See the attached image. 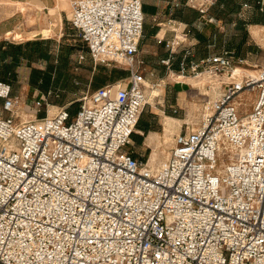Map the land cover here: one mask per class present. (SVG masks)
I'll use <instances>...</instances> for the list:
<instances>
[{
	"label": "built area",
	"instance_id": "1",
	"mask_svg": "<svg viewBox=\"0 0 264 264\" xmlns=\"http://www.w3.org/2000/svg\"><path fill=\"white\" fill-rule=\"evenodd\" d=\"M70 2L91 60L129 74L81 95L75 114L29 119L0 80V264H264V65L239 75L245 59L229 51L186 54L178 75L228 80L152 166L126 150L148 103L142 0ZM214 2L190 1L203 15Z\"/></svg>",
	"mask_w": 264,
	"mask_h": 264
},
{
	"label": "crops",
	"instance_id": "2",
	"mask_svg": "<svg viewBox=\"0 0 264 264\" xmlns=\"http://www.w3.org/2000/svg\"><path fill=\"white\" fill-rule=\"evenodd\" d=\"M70 1L8 0V15H5L6 8L0 7V42H4L3 48L7 49L8 44H23L24 57L18 65H13L3 73L2 81L12 85L14 94H17L16 85L20 83L31 85V89L37 94H44L63 85L73 87L74 84H81L80 81L83 85L89 82V77L84 74L89 55L78 31L71 25ZM190 1L142 0L145 25L137 58L146 82L164 81L169 75L177 74L179 63L186 53L189 54V61H198L224 51H236L238 48L247 53L253 50L248 39V27L264 25V14L258 11L264 0H238L240 7L234 12H229L228 7L222 3L226 0H221L212 5L204 15L191 5ZM250 3L254 6L251 7ZM19 4L25 6V11H21ZM254 17H262L263 20L257 22ZM209 18L213 20L210 21ZM47 28H51L53 32L56 29L60 37L66 33L75 43L62 44L60 39H57L59 43H56L54 49L51 48L53 41L42 34ZM10 35L22 39L17 40ZM78 42L83 43L86 51L79 49ZM169 43L171 45H168ZM36 44H39L41 54L32 52ZM81 53L85 54L86 58L79 61L78 56ZM75 59L82 64V75L74 74ZM167 59L171 61V69L165 63ZM10 62L11 57L5 58L4 61L0 58V68L4 63ZM177 94L179 93L176 92ZM173 97L176 99L177 96ZM150 113L156 114V117L152 118L154 127L148 131L139 128V135L134 134L132 144L126 147V150L136 157H145V152L137 147L143 143L145 134L158 131L160 127L156 123L159 113Z\"/></svg>",
	"mask_w": 264,
	"mask_h": 264
},
{
	"label": "rangeland",
	"instance_id": "3",
	"mask_svg": "<svg viewBox=\"0 0 264 264\" xmlns=\"http://www.w3.org/2000/svg\"><path fill=\"white\" fill-rule=\"evenodd\" d=\"M7 1L8 0H0V7L6 8L5 15L10 13V11L7 9ZM249 5L251 7L254 6L252 3ZM261 5L264 6V2ZM247 16L248 14L246 17ZM254 28L258 29L260 34L259 37L252 34V30ZM54 31L55 32H52L51 36H49V39L53 41L51 43V48L54 49L56 43H59L57 39H60V43L62 44L67 43L70 45V43H75L72 41L71 36H67L66 33L60 37V33L56 32V29ZM238 33H242V31H238ZM248 33H250L248 39L253 47V50H249L247 56L243 58L245 59L244 63L236 62V66H242L250 70H256L264 65V25L257 24L248 27ZM12 36L13 35H11V37ZM23 37H25L24 34ZM15 39L19 40L22 38ZM78 43L79 49H84V51H86L83 43ZM74 62V74L76 76L82 75V64L76 59ZM84 67V74L85 77H89V82L83 85L80 81L81 84H74L73 87L71 85H63L60 88L56 87L52 90H48L49 94L48 92L45 93L47 98L45 100V104L41 107L37 114L35 113L36 107L33 101L35 96H41L42 94L35 93L34 90L31 89V85H25L22 83L16 85L17 94H20L25 102L28 103V105L25 103L22 108H20L19 115L24 119L34 118L36 116L40 117L43 116L47 111L50 112V109H53L55 113L59 107L67 105L72 101H78L77 99L81 95L89 90L92 91L94 89V81L96 77L101 76V73L104 71L103 69H100V67L110 68L113 67V65H106L101 62L96 64L87 56ZM117 68L123 69V67L119 65ZM202 74L203 75L197 77L194 81H189L186 78L177 80L176 76H178V74H171L169 75L170 77L165 78L164 81L160 80L156 82H148L150 87L147 88L148 103L145 106V113L148 114L150 111L158 112L159 114H157L156 123H158L160 127L158 131H152L145 134L143 143L140 146H138L136 143L135 145H137L140 151L145 152L144 158L149 159L151 164L154 162L155 165L158 166L167 160L169 153L174 146L175 137L178 133L189 131L201 124L205 110V103L217 97L222 92V86L218 82L220 80H228L227 76H216L212 73ZM185 75L186 77L195 76L191 72H187ZM66 86H68L67 89L65 88ZM150 90H156V93H150ZM176 92L179 94L176 95ZM173 96H177L176 99H173ZM252 96V94H248L243 97V99L247 102L246 105L249 104L250 98ZM41 99L43 100V98ZM77 107L78 106L75 108ZM167 116L174 118L172 119L173 121L169 120L171 124L169 131L165 129V120ZM139 131L140 129L136 127L135 135H139ZM151 158L153 161H151Z\"/></svg>",
	"mask_w": 264,
	"mask_h": 264
},
{
	"label": "trees",
	"instance_id": "4",
	"mask_svg": "<svg viewBox=\"0 0 264 264\" xmlns=\"http://www.w3.org/2000/svg\"><path fill=\"white\" fill-rule=\"evenodd\" d=\"M221 0H215L213 5H216L217 3H219ZM222 3H224L225 6L228 7L229 12H234L236 11L240 5L238 3V0H226V1H222ZM259 13L264 14V6H259L258 9ZM200 12V11H199ZM209 12V10H208ZM202 14V13H201ZM263 18L262 17H254V21L260 22L262 21ZM239 29H240V25H238ZM36 48L34 51H32L35 54H41L40 53V47L39 44H36ZM4 42H0V58L1 60L4 61L5 58L11 57V62L10 63H4L2 65V67L0 68V80H4V75L3 73L6 72L10 67H12L13 65H18L19 62L21 61V58L24 57V53H23V44H8V48L4 49ZM231 52L235 58H244L247 56V52L245 51H241V48L237 49L236 51H229ZM186 62L190 63V59H189V54L186 53ZM185 54V55H186ZM185 55L183 56V58L185 57ZM183 60V59H182ZM181 60V61H182ZM180 61V63H181ZM180 63H179V67L177 69L180 70ZM100 69H103L104 71L101 73V76H97L95 81H94V89L104 86L108 83H114L116 81H119L125 77L128 76L129 71L127 69H120L117 68V65H114L113 67L110 68H106V67H100ZM93 89V90H94ZM76 106H78L77 108H75ZM80 106V103L78 101H73L71 102V104L69 105V110L72 114H75L76 111L78 110ZM156 117V114L154 113H145V109L142 112L140 119L138 121L137 127L144 130V131H148L150 129H152L154 127V123L152 121V118ZM135 133L132 134V138L134 136Z\"/></svg>",
	"mask_w": 264,
	"mask_h": 264
},
{
	"label": "bare ground",
	"instance_id": "5",
	"mask_svg": "<svg viewBox=\"0 0 264 264\" xmlns=\"http://www.w3.org/2000/svg\"><path fill=\"white\" fill-rule=\"evenodd\" d=\"M19 6H20V9H21V11H25V6L24 5H22V4H19ZM34 21V20H33ZM55 25V24H54ZM52 32H53V30L51 29V28H47V29H45L44 31H43V35L45 36V37H49V36H51V34H52ZM252 34L254 35V36H257V37H259L260 36V34H259V31H258V29L257 28H254L253 30H252ZM235 73L236 74H239V75H242V74H255L256 73V70H250V69H248V68H245V67H242V66H237L236 67V70H235ZM203 75V74H202ZM201 76V75H200ZM197 77H199V76H197ZM196 76H194V77H186V76H182V75H178V76H176V79L177 80H181V79H183V78H186L187 80H189V81H194L196 78H197ZM206 79V78H205ZM225 79H227V78H225ZM208 80V79H207ZM221 80L218 82V83H220L221 84ZM189 83V82H188ZM147 86L148 87H150V85H149V83L147 82ZM150 93H156V90H150ZM50 114L51 115H53L54 114V111H53V109H50ZM172 119H174V118H172V117H167L166 118V120H165V122H166V130H168L169 131V129L171 128V124H170V121L169 120H172ZM173 121V120H172ZM152 134V133H151ZM164 134V133H163ZM163 149V148H162ZM164 150V149H163ZM151 161H153V159L151 158ZM152 166H156L155 165V163L154 162H152Z\"/></svg>",
	"mask_w": 264,
	"mask_h": 264
}]
</instances>
